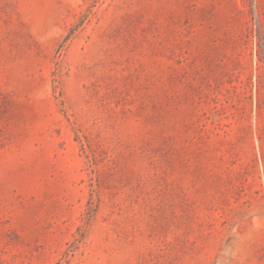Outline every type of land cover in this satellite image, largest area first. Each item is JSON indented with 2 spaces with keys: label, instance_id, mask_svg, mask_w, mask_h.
<instances>
[{
  "label": "rangeland",
  "instance_id": "1",
  "mask_svg": "<svg viewBox=\"0 0 264 264\" xmlns=\"http://www.w3.org/2000/svg\"><path fill=\"white\" fill-rule=\"evenodd\" d=\"M0 264H264V0H0Z\"/></svg>",
  "mask_w": 264,
  "mask_h": 264
}]
</instances>
